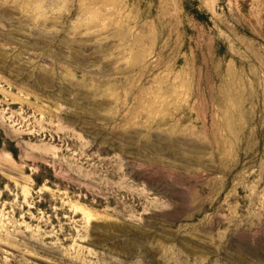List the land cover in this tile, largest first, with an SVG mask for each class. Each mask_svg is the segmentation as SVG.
<instances>
[{"label":"rangeland","instance_id":"1","mask_svg":"<svg viewBox=\"0 0 264 264\" xmlns=\"http://www.w3.org/2000/svg\"><path fill=\"white\" fill-rule=\"evenodd\" d=\"M0 264H264V0H0Z\"/></svg>","mask_w":264,"mask_h":264},{"label":"trees","instance_id":"2","mask_svg":"<svg viewBox=\"0 0 264 264\" xmlns=\"http://www.w3.org/2000/svg\"><path fill=\"white\" fill-rule=\"evenodd\" d=\"M39 182V181H38Z\"/></svg>","mask_w":264,"mask_h":264}]
</instances>
